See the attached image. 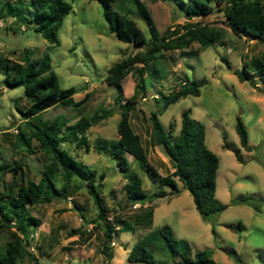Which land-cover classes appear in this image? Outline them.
<instances>
[{
    "label": "rangeland",
    "instance_id": "374dc122",
    "mask_svg": "<svg viewBox=\"0 0 264 264\" xmlns=\"http://www.w3.org/2000/svg\"><path fill=\"white\" fill-rule=\"evenodd\" d=\"M140 1L150 11L159 33L169 39L184 34L183 27L187 25H207L225 32L222 43L205 49L192 43L185 50L164 52L162 58L144 68L138 65L124 80L122 92L124 102L135 103L131 126L142 137L148 159L162 177L171 174L173 167L163 148L152 143L150 115L160 112L164 130L173 134L179 131L186 110L205 125L206 144L220 159L216 198L228 208L212 223L207 222L181 182L176 187L164 186L166 195L160 197L156 195L161 189L159 175L129 155L131 169L123 173L117 169L118 159L112 151L99 154L95 150L99 140L106 141L109 147L119 141L120 111L115 105L118 89L106 84L107 71L123 58L144 49L123 43L110 33L99 3L70 1L72 10L57 32L59 44L53 45L36 31L34 22L9 15L6 5L15 4L14 0H0V54L20 63L26 62L25 50L32 53L34 61L48 56L61 89H74L75 102L87 99L80 107L57 105L41 116L45 121L64 123L61 148L96 175L95 185L109 210V220L112 223L123 220L133 227V231L123 228L119 237L107 242L94 198L86 188L76 189L81 182H72L65 197L29 206L30 214L40 219L42 225L29 235L26 250L42 264H144L128 262L133 246L168 225L176 239L190 243L193 253L209 250L218 264H264V93L261 91L264 83L255 75L245 81L236 75L243 70L245 62L252 72L259 63H264V45L247 36L238 38L230 31L225 23L227 0L216 2L207 16L193 18L183 12V5H178L177 0ZM259 1L264 6V0ZM26 5L24 1L18 7L24 9ZM114 9L133 19L149 40L145 24L136 16L133 0L116 3ZM24 15L29 18L26 11ZM141 76L146 80L143 95L135 94ZM193 81L201 84L198 97H186L165 110L162 102L156 103V99ZM29 106L24 88L8 87L5 75L0 73V163L23 160L28 178L38 183L51 161L39 150L35 140L32 141L34 153L27 151L18 140L19 131L29 134L26 117L22 115ZM104 110L111 111L112 115L92 123L86 131L90 148L67 138L69 129L82 118L91 121ZM238 118L249 132L250 151L241 147L236 132ZM172 125H176L174 131ZM226 143L236 151L225 149ZM12 175L7 173L5 181L16 188L18 181ZM131 175L142 179L143 189L149 196L141 204H132L126 197L125 185ZM57 179L61 189L62 177L59 175ZM14 231L0 230V251L5 249ZM152 251L157 264H180L179 256L165 251L159 243ZM110 252L112 259L108 257ZM24 264L31 261L26 258Z\"/></svg>",
    "mask_w": 264,
    "mask_h": 264
},
{
    "label": "trees",
    "instance_id": "16d2710c",
    "mask_svg": "<svg viewBox=\"0 0 264 264\" xmlns=\"http://www.w3.org/2000/svg\"><path fill=\"white\" fill-rule=\"evenodd\" d=\"M24 1L27 2V5L24 9H19L18 5ZM70 1L73 0H14L15 4L7 3L6 6L10 16L23 17L34 22L36 31L45 40L53 45H58L57 32L72 10ZM91 1H96L101 5L104 19L109 25V31L119 41L136 48H144L123 58L107 71L106 84L118 89L115 105L119 107L120 111L119 141L115 146L109 147L106 141L99 140L95 143V150L99 154L112 151V154L118 159L117 169L123 173H128L131 169V163L127 157L129 155L145 168L159 175L148 159V152L142 137L136 134L131 126V113L136 108L133 101L124 102L123 82L137 70L138 65H142L144 68L162 58L164 52L177 49L185 50L190 48L192 43H198L205 49L211 45L222 43L225 32L207 25H187L183 27L184 34L169 39L165 34L159 33L150 11L143 3L140 0H133L136 16L148 30V40L146 32L133 19L114 9V4L125 0ZM216 2H221V0L176 1L178 5H183L182 10L189 18L207 16L213 11ZM227 2L229 7L225 12V23L230 31L238 38L247 36L255 40L256 43L264 45V6L262 3L259 0H227ZM25 11L30 19L25 17ZM24 53L26 59L24 63L13 62L0 54V73L5 75L8 87H23L30 102L29 109L22 112V115L26 117L25 123L28 126L29 134L19 131V142L27 151L34 153L32 141L35 140L39 150L50 159L51 163L46 166L38 183L28 178L23 160L10 164L0 163V230H15L5 249L0 251V264H24L26 258L31 261V264H42L36 255L26 250L30 244L29 235L34 234L37 228L42 225L40 219L30 214L29 206L50 203L61 196L65 197L72 182H81L80 187L76 189L86 188L94 198L99 211L98 218L103 223L107 242L119 237L123 228L126 231H133V227L126 221L120 220L112 223L109 220V210L95 185L96 175L86 170L74 156L61 148V144L64 142L62 129L64 123L45 121L41 116L47 109L57 105L80 107L87 99L75 102L73 99L74 89L71 88L67 91L61 89L59 77L52 69L48 56H45L42 61H34L31 59L30 51L25 50ZM248 67L249 63L245 62L243 70L236 72L239 79L245 81L255 75L261 78L264 83V63H259L253 72ZM200 87L201 84L198 82H187L179 90L156 99V103L162 102V109L165 110L186 97H198ZM261 91L264 93V87ZM145 92L146 80L141 76L137 81L135 94L142 93L143 95ZM111 115V111L104 110L101 114L97 113L91 121L82 118L69 129L70 134L67 138L75 141L78 145H84L87 149L90 148L86 131L92 126V123L97 124ZM160 115V112H154L149 118L152 124V143L154 146L163 148L173 167V172L165 177L159 175L161 189L156 195L165 196L164 186L176 187L177 183L181 182L193 198L196 210L201 217L212 223L228 208V205L220 203L216 198L220 159L206 144V127L202 122L191 117L190 110H186L183 113L179 131L176 134L168 133L160 122ZM172 127L174 131L176 125H172ZM236 132L241 147L250 151L249 132L239 118L237 119ZM223 147L236 151L227 143ZM236 155L239 158L237 152ZM7 173H12L13 178L18 181L16 188L5 181ZM59 175L62 177L61 189L56 184ZM75 190L72 191V194L76 193ZM125 194L132 204H141L149 198L143 189L142 179L137 175L129 176L125 185ZM241 201H245V199L241 198ZM255 210L258 211V208L255 207ZM212 232L215 233V230L213 229ZM158 243L165 251L172 255H178L180 264H218L209 250L193 253L190 243L184 239H176L173 230L168 225L152 232L141 242L135 244L128 255V262L157 264L152 250ZM39 251H41L40 248ZM108 257L112 259L113 253L110 252Z\"/></svg>",
    "mask_w": 264,
    "mask_h": 264
}]
</instances>
